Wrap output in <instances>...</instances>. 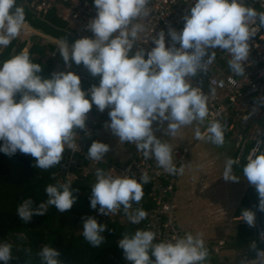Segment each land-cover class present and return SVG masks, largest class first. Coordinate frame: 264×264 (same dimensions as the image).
<instances>
[{
  "label": "clouds",
  "instance_id": "obj_1",
  "mask_svg": "<svg viewBox=\"0 0 264 264\" xmlns=\"http://www.w3.org/2000/svg\"><path fill=\"white\" fill-rule=\"evenodd\" d=\"M149 3L150 0H94L97 14L87 27L95 39H78L71 48L66 39L59 41V54L66 64H83L93 77H100L99 86L93 85L89 93L82 90L80 76L72 71L55 72L51 78H43L41 65L33 62L27 49L3 61L0 151L9 156L18 151L31 155L36 161L34 167L47 171L61 163L66 148L77 149L76 130L85 129L93 105L100 112L111 109L110 123L105 127L111 129L120 143L134 144L145 159L154 157L157 166L172 175H183L185 165L176 166L173 148L169 142L157 138L154 122L161 125L167 122L166 134L172 138L195 123L196 140L222 147L225 133L219 121H208L201 131L200 126L209 115L207 96L193 87L191 79L209 70L216 59V49L231 57L227 64L232 73L244 76L250 51L248 42L258 29L264 28V11L258 12L244 0H193L190 14L183 18V30L168 31L172 46H166L162 30L158 38H152L155 47L146 52L136 45L145 27L135 21L149 15ZM25 21V10L17 0H0V47L11 45ZM134 47L138 50L130 56ZM18 94L19 102L15 99ZM89 94L91 99L86 98ZM109 150L107 144L94 141L87 158L100 161ZM240 163L239 158H228L223 178L238 182L233 168ZM242 173L258 193L259 210L264 212V152L252 149ZM149 182L147 173L138 181L97 168L90 189L91 208L95 210L99 205V213L106 216L123 209L128 221L138 225L148 214L142 208L133 210V204L141 202L144 185ZM45 193L48 199L38 210L33 211V201L26 199L17 207L16 215L27 223L33 215L47 214L50 207L62 213L75 203L70 183L49 184ZM239 219L249 226L255 225V213L250 210H243ZM106 230L107 225L96 218H84L82 235L93 248L105 242L102 233ZM156 235L152 230L137 229L122 234L117 243L132 264H205L210 258L203 233H186L172 237L171 241L154 243ZM37 255L40 264H60L57 259L60 253L50 246H44ZM257 255L259 264H264V251ZM12 259V244L0 243V264H9Z\"/></svg>",
  "mask_w": 264,
  "mask_h": 264
},
{
  "label": "trees",
  "instance_id": "obj_2",
  "mask_svg": "<svg viewBox=\"0 0 264 264\" xmlns=\"http://www.w3.org/2000/svg\"><path fill=\"white\" fill-rule=\"evenodd\" d=\"M17 4L25 10V22L42 34L31 37L32 42L27 50L33 62L41 65L40 75L43 78H51L55 72L72 71L80 76L82 90L86 93L90 92L93 85H99L100 77H93L83 64L78 66L71 62V68L67 69L68 64L63 62L62 66H59L56 59L52 57L56 50L59 52V46L48 38L59 41L66 39L69 46H72L76 40L84 38L74 32L59 16L57 8L38 15L25 0H17ZM25 45L26 41L15 38L9 47H2L0 65L22 51ZM20 98L19 94L15 97L17 102ZM86 98L91 99L90 94ZM95 107L93 105L92 112L95 111ZM87 123L86 120V125ZM79 130L81 129L76 131ZM2 144L3 142L0 141V146ZM107 159L110 162H117L110 156H107ZM89 160L77 154L71 155L70 150L66 148L61 163L45 171L34 167L36 161L31 155L18 151L15 155L9 156L0 151V243L12 244L13 259L9 261V264H40L37 253L46 245L60 253L57 258L60 264H132L125 259L123 250L119 248L117 242L122 238V234H131L137 229H143L144 221L138 225L120 222L119 215L123 213V209L106 216L99 213V205L95 210L91 208L90 189L95 182V171L97 168L106 170V165L102 163L94 170L87 172L85 168L88 167ZM244 163L246 160H241L240 165H234V170L241 172ZM68 172L73 174V179H68ZM56 183L72 184L75 203L70 210L59 213L54 207H50L47 214L33 215L27 223L16 215L17 207L26 199L33 201V211L38 210L40 204L48 199L45 193L46 186ZM77 189L79 191H76ZM148 191L149 185L146 184L142 199L146 201V205L140 207L143 210L152 204L148 199ZM136 205L133 204V210L137 208ZM245 209L255 213L254 226H249L246 221L239 219ZM232 216L236 222V232L231 236L233 245L238 248H250L251 258H256L259 251H264V238L260 237V233L264 232V212L259 210L258 193L250 183L242 193ZM87 217H94L100 224L107 225V230L102 233L105 242L99 248H93L83 238L82 227L84 218ZM71 226L73 228H70ZM9 233H20L23 237L18 242H12L7 237ZM206 247L210 258H215L212 254L213 250L211 251L213 244L210 243ZM152 259L155 258L152 257Z\"/></svg>",
  "mask_w": 264,
  "mask_h": 264
},
{
  "label": "built area",
  "instance_id": "obj_3",
  "mask_svg": "<svg viewBox=\"0 0 264 264\" xmlns=\"http://www.w3.org/2000/svg\"><path fill=\"white\" fill-rule=\"evenodd\" d=\"M29 7L38 15L45 14L52 8H57L59 16L65 20L69 27L82 37L95 39L94 34L88 30V24L96 17L97 10L93 0H25ZM244 2L258 12L264 11V0H244ZM193 0H150L148 4L149 15L141 17L136 23H142L145 31L140 33L136 45L143 47L146 52L152 50L155 44L152 38H158L159 32H165L166 46L171 47L172 41L168 36L170 28L177 32L183 30L184 16L190 14ZM258 23V21H257ZM255 26V25H253ZM53 39V38H52ZM55 40V39H53ZM249 57L244 64L245 75L236 76L228 67L227 61L231 58L226 52L216 49V59L209 66L207 72H199L191 79L193 87H198L207 96L209 115L208 121H219L224 126L225 136L235 144L233 159L246 160L249 152L254 148L264 151V28H260L249 40ZM59 44V43H58ZM57 44V45H58ZM179 48L180 45L176 44ZM59 49V48H58ZM138 50L134 47L132 53ZM209 50V54L211 53ZM132 53L130 55H132ZM54 57L59 66L64 60L56 50ZM147 59V55L145 56ZM207 60V57H205ZM67 69L71 64L66 65ZM231 78V79H230ZM85 129L77 132L75 142L77 149L70 150L71 155L77 154L87 157L88 150L94 141L102 143L100 129L89 118ZM157 138H162L155 134ZM131 155L119 162H110L107 154L100 161H88L86 171L94 170L105 163L106 170H111L114 175H128L138 181L143 173L150 177L148 199L151 206L145 211L147 218L142 228L152 230L156 235L154 242L171 241L174 236H184L192 233L186 230L178 218L179 205L176 201V192L179 185V174L172 175L157 166L155 158L145 159L142 152H138L134 144H129ZM189 147L186 145L173 147L174 163L177 167L184 165L188 158ZM70 160V159H69ZM125 161V162H124ZM68 161V165H69ZM148 199H146L148 201ZM146 205L142 200L137 208ZM113 215V214H110ZM120 222H129L124 212L119 215ZM205 244L209 241L202 237ZM223 241L219 240L218 245ZM215 254H219L218 247L214 246ZM205 264H209L205 261Z\"/></svg>",
  "mask_w": 264,
  "mask_h": 264
},
{
  "label": "crops",
  "instance_id": "obj_4",
  "mask_svg": "<svg viewBox=\"0 0 264 264\" xmlns=\"http://www.w3.org/2000/svg\"><path fill=\"white\" fill-rule=\"evenodd\" d=\"M92 114H96V112ZM89 115L91 121L99 127L101 135L104 123L100 124L99 121L93 119L91 114ZM95 116H98V114ZM105 129L107 128L104 125ZM120 160L121 158L117 161ZM213 172L216 175L211 179L209 175ZM222 175L217 173L216 169L210 168V171L208 169V171L201 174L194 173V176L189 178L190 184L187 186L186 193H184L185 196L181 203L177 202L181 224L183 223L188 228L183 226L186 230H190L195 234L203 233V237L209 241V244L218 247L219 254L215 255L219 264H259L258 255L256 258H251L250 248L235 247L233 241L228 239L236 232V222L232 214L247 186L240 188L238 191L236 187V191H234V188H229L230 182L226 184L223 181L224 186L220 184L218 179H222ZM232 186L235 187V183H232ZM260 237L264 238V232L260 233ZM219 240L223 241L220 245H218Z\"/></svg>",
  "mask_w": 264,
  "mask_h": 264
},
{
  "label": "rangeland",
  "instance_id": "obj_5",
  "mask_svg": "<svg viewBox=\"0 0 264 264\" xmlns=\"http://www.w3.org/2000/svg\"><path fill=\"white\" fill-rule=\"evenodd\" d=\"M39 34L42 35L39 31H37L36 29H33L25 22V25L23 29L21 30L20 35L17 37L19 41H26V45L23 50L27 49L30 43L32 42L31 37L33 35H39ZM48 39L56 44L59 43V40L57 39L55 40H53L52 38H48ZM1 48L2 47H0V49ZM69 48L71 47L69 46ZM109 111H111L110 108L106 109L104 112H100L96 106L94 112H96L98 116H95L96 114H92L93 113L92 111H90L87 115L91 114L94 120L99 121L100 124L104 123L101 129V140H102V143L107 144L110 148L107 155L116 160L120 158L121 160H123L131 155V149L129 148L128 143H120L119 138L112 133L110 128H107L104 130V125L106 123H110V117L109 115H107ZM205 125H206V121L204 125L200 126L201 131ZM195 127H196L195 123L192 126L184 127L180 130V132L175 137L172 138L171 136L166 134L167 122H164L163 125H161L159 122H154L153 124L154 132L158 134L162 138V140H164L165 142H169L172 148L176 146H181V145H186L189 147L188 158L184 162V165H185L184 173L183 175H179L180 184H179V189L177 188V192H176V201L178 203H181V200L184 198L185 196L184 193H186L187 186L190 184L189 178L190 177L192 178V176H194V173L201 174L204 171H208V169L210 171V168H214L216 169L217 173H220V175H222L224 166H225V161L230 157L233 158V156L235 155V144L229 137L225 136L224 145L222 147H218L207 141L196 140L194 136ZM205 161L207 162L205 163ZM233 174L239 177L240 180L238 182H233V181L225 180L223 178L222 179L219 178L218 180L220 184L223 185V181L226 184L227 182H230L229 188H234V191H236L235 190L236 187L238 191L240 188L245 187L249 184V182H247L245 178H243L242 171L240 172V171L234 170L233 168ZM214 175L216 174H214L213 172L209 176L211 179H213ZM67 177L68 179L74 178L73 174L69 172L67 173ZM232 183H235V187H233L234 185L232 186ZM178 218H179V213H178ZM182 225L185 228H187L183 223ZM70 228H73V226H71ZM228 239L229 241H233L232 238H228ZM213 249H214V246L211 247V251ZM212 254H213V257L215 258H212V257L209 258V260H207L209 264H219V261L214 251L212 252Z\"/></svg>",
  "mask_w": 264,
  "mask_h": 264
},
{
  "label": "water",
  "instance_id": "obj_6",
  "mask_svg": "<svg viewBox=\"0 0 264 264\" xmlns=\"http://www.w3.org/2000/svg\"><path fill=\"white\" fill-rule=\"evenodd\" d=\"M7 237L12 242H18V241H20L22 239L23 235L20 234V233H9V234H7Z\"/></svg>",
  "mask_w": 264,
  "mask_h": 264
}]
</instances>
